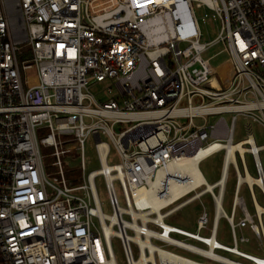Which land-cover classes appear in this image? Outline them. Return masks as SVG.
Listing matches in <instances>:
<instances>
[{"label": "built area", "instance_id": "1", "mask_svg": "<svg viewBox=\"0 0 264 264\" xmlns=\"http://www.w3.org/2000/svg\"><path fill=\"white\" fill-rule=\"evenodd\" d=\"M203 6L220 21L206 43L196 15ZM218 43L230 55L225 70L203 57ZM209 115L219 119L210 123ZM239 118L246 137L235 141ZM124 123L130 126L116 131ZM254 124L264 129V0H0V264H118L113 237L126 264H211L170 247L214 264H264L263 254L239 248L251 243L249 229L264 253V213L259 218L255 207L257 189L264 201V145ZM42 129L49 134L41 143ZM90 136L101 167L71 186L62 157L75 150L85 170ZM103 137L119 163H108ZM41 144L54 150L57 182ZM233 144L246 147L244 158L238 149L228 158ZM220 152V180L209 184L200 165ZM247 173L260 182L251 186ZM99 176L111 215L101 208ZM204 195L213 203L212 224L203 205L196 232L167 221ZM222 217L232 244L218 236Z\"/></svg>", "mask_w": 264, "mask_h": 264}, {"label": "rangeland", "instance_id": "2", "mask_svg": "<svg viewBox=\"0 0 264 264\" xmlns=\"http://www.w3.org/2000/svg\"><path fill=\"white\" fill-rule=\"evenodd\" d=\"M196 15L199 18V25L201 29V42L206 43V42L213 40L220 32L219 19L213 14L211 10H209L205 6L197 8ZM222 50H224L223 44L221 43L213 44L203 53V57L205 59H210L211 64L214 67H218L221 64L225 63L227 60H229V57H230L228 52L222 51ZM102 86L103 85L97 86L93 88L92 91L95 93L99 92L102 90ZM186 104L187 103H184L183 105H186ZM224 117L227 119L228 122H230L231 115L226 114L224 115ZM206 119L210 123H213L219 119V116L209 115V116H206ZM194 120L197 123H199L203 119L195 118ZM129 126L130 124L124 123L121 125H117L115 129L116 131H119V130L128 128ZM253 129L255 132L256 140L259 143V145H264V129L255 124L253 125ZM48 134H49L48 129H42L38 131V137L41 140V143L43 140L47 138ZM245 137H246V134L244 132V122L242 119L239 118L237 121V126H236L235 141L244 139ZM102 139L107 141L111 147V152H110L109 158L107 159L108 163L109 164L119 163L120 158L118 157V154L116 152V149L112 141L108 139L107 137H103ZM47 142H49L48 139H47ZM41 151L44 156V164L46 165L48 173L53 174L51 176V179L57 182L61 178L59 175L56 174L57 168L53 166L55 162V158L52 157V152L54 151L53 148L49 146H44V144H41ZM223 156H224L223 152L213 154L212 156L205 159L200 165V169L206 181L209 184H213L219 179L221 168H222V163H223ZM259 156H260L263 169H264V149H262L259 152ZM84 158H85V165H86L85 170L81 168L80 157H79L78 152H76L75 150H71L69 152L67 151V153L62 157L63 168L65 170V176L71 186L83 183L84 181H86V176L88 175L89 172L98 170L101 167L93 136L88 137L86 140ZM246 163L252 175H256L254 168H253L252 159L249 155H246ZM94 182H95V188L98 194V198L101 203L102 211L107 215H111L113 210L109 202V197H108V193L106 190L103 177L102 176L96 177ZM235 186H236V176H235L234 171H231L230 177L227 183V192L225 196V201L223 204V208L227 214H230L232 210ZM114 189L117 194L120 206L125 207L126 202H125L123 190L118 181L114 182ZM240 189H241V192H240L241 195L245 198L250 211L253 213L252 200H251L248 188L246 187V185H243ZM256 197L258 199V202L261 205H264V201L258 189L256 190ZM202 205L204 206L205 210L208 213L210 224H212V221L214 218V207H213V203L209 195H204L202 196L200 200H196V201L189 203L188 205H186L185 207L177 211L175 214H173L171 217L167 218V221L172 222L174 225L180 228H183L185 230L196 232L197 220L204 210ZM263 221H264V217H263ZM218 228H219L218 236L225 243L232 244V235L230 232V228L228 226V222L225 218L222 217L219 220ZM202 233L203 235H206V234L209 235V231H205ZM246 234L251 238V243L243 244V245L241 244L239 248L243 251H246L252 254H257V255L263 254L264 255V253L258 249V241L255 235L249 229L246 230ZM111 245H112V249H113L117 263L126 264L125 256H124L120 241L117 238L113 237L111 239ZM168 249H171L175 251L176 253L181 254L183 256L195 258L200 261L214 264L211 261L199 258L197 256H194L188 252H185L177 248L170 247ZM134 256L137 257V251H134ZM242 262H244V260ZM244 263H247V262H244Z\"/></svg>", "mask_w": 264, "mask_h": 264}, {"label": "bare ground", "instance_id": "3", "mask_svg": "<svg viewBox=\"0 0 264 264\" xmlns=\"http://www.w3.org/2000/svg\"><path fill=\"white\" fill-rule=\"evenodd\" d=\"M228 63H225V64H223L222 66H221V70H225L227 67H228ZM227 149H228V158H230V156H233V154H234V152L238 149L240 152H241V154H242V156H243V158H244V152H245V150H246V147H244V145H242V144H233V145H230V146H228L227 147ZM232 154V155H231ZM198 169L196 168V171H197ZM199 180H200V178H199ZM201 180H202V177H201ZM244 180L245 181H247V182H249L250 183V185L252 186V184L253 183H259L260 181L256 178V177H254V176H252L251 174H249V173H247V176L244 178ZM222 182L223 181H221V183L220 184H222ZM253 192H254V190H253ZM255 193V192H254ZM255 207H256V212H257V216L259 217V218H262V214L264 213V206L263 205H261L259 202H258V200H255ZM181 244H183V246H186V247H188V248H192L191 246L192 245H190V244H184V243H181Z\"/></svg>", "mask_w": 264, "mask_h": 264}, {"label": "crops", "instance_id": "4", "mask_svg": "<svg viewBox=\"0 0 264 264\" xmlns=\"http://www.w3.org/2000/svg\"><path fill=\"white\" fill-rule=\"evenodd\" d=\"M223 64H225V63H223ZM223 64H221V65H223ZM221 65H220V66H221ZM220 66H218V67H220ZM228 67H229V65H228ZM228 67H227V68H228ZM201 164H202V163H201ZM222 164H223V163H222ZM221 169H222V168H221ZM220 177H221V172H220ZM220 177H219V179H218L217 181L220 180ZM204 178H205V177H204ZM205 180H206V179H205ZM217 181H216V182H217ZM216 182H215V183H216ZM207 183H208V182H207ZM213 184H214V183H213ZM252 208H253V207H252Z\"/></svg>", "mask_w": 264, "mask_h": 264}]
</instances>
